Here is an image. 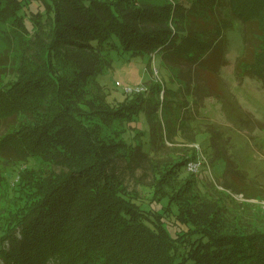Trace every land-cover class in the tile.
Instances as JSON below:
<instances>
[{
  "label": "trees",
  "instance_id": "1",
  "mask_svg": "<svg viewBox=\"0 0 264 264\" xmlns=\"http://www.w3.org/2000/svg\"><path fill=\"white\" fill-rule=\"evenodd\" d=\"M137 1L0 0V36L20 49L0 55V264H264L263 220L224 202L228 191L245 199L263 192L248 191L228 165L222 194L208 197L194 173L182 177L195 153L153 156L168 139L166 116L178 104L169 98L178 93L195 105L216 97L238 130L264 128L219 75L225 31L238 22L245 46L236 69L264 86V0ZM142 54L175 69L182 86H165L162 98L150 86L109 100L98 77L115 57ZM140 115L146 126L136 131ZM209 126L220 157L221 133ZM117 160L150 163L147 202L123 186ZM31 161L44 167L18 170L9 184L13 167Z\"/></svg>",
  "mask_w": 264,
  "mask_h": 264
},
{
  "label": "rangeland",
  "instance_id": "2",
  "mask_svg": "<svg viewBox=\"0 0 264 264\" xmlns=\"http://www.w3.org/2000/svg\"><path fill=\"white\" fill-rule=\"evenodd\" d=\"M147 4H158L160 0H138L137 2ZM172 3V0H169ZM161 4V3H160ZM0 36V55L8 48H17V39L9 36L10 39ZM226 55L225 64L220 68L219 75L224 81L227 91L234 97L238 107L251 115L252 119L264 124V86L261 80L242 76L236 69V61L244 53V42L242 40L241 26L238 22H232V26L225 31ZM261 44L260 33L257 35V45ZM248 61L252 55L246 56ZM63 62L58 61V68L63 70ZM176 70L160 62L159 57L142 54L139 56L115 57L113 66L106 69L101 74L96 83L100 85L108 94V99L116 98L122 100L131 92H144L146 88L154 86L162 98V89H176L181 85L176 77ZM180 83V84H178ZM182 86V85H181ZM165 87V88H166ZM138 89V90H135ZM147 96H149L147 94ZM177 100L178 104L170 103L171 107L167 114L168 123L166 124V144L158 151H154L153 156L156 160L166 162L177 160L181 156L185 158L195 153V160L200 159L202 164L199 171L194 174L197 182L196 188L208 197H217L222 193L216 190L218 185L222 186L226 167L232 166L235 170L243 173L249 186L248 191L263 192L258 198L245 199L242 194H235L228 191L231 199L225 198L224 202L228 207L241 204L244 213L259 215L264 223V128L255 129L254 126L248 129H236L229 120L221 107V101L216 97H206L197 105L193 104L192 98L178 95L169 98ZM187 101V105L180 103ZM165 117V118H166ZM146 118L140 115L138 118L137 130L143 129ZM261 123V124H262ZM262 124V125H263ZM209 125L218 129L222 136L223 146L217 145V152L220 155L215 157L213 152V141L210 140V133L206 131ZM170 126L172 133L168 132ZM142 127V128H141ZM113 127L104 131L109 133ZM146 133V132H145ZM133 133L129 130L126 135L127 140ZM139 137V136H137ZM148 139V133L142 136ZM212 142V143H211ZM214 146V145H213ZM213 155V159L211 156ZM190 161V160H189ZM188 162V161H187ZM116 173L120 177L123 186L129 193H137L140 200L147 202L153 193L152 184L155 181L154 172L149 162L128 164L123 160L115 163ZM41 169L44 165L39 161L27 162L13 167V171L8 173V183L11 184L17 179V171L24 168ZM185 169V170H184ZM183 169V176L187 177L186 163ZM187 173H186V172ZM192 174V173H190ZM236 177V175H235ZM218 189V188H217ZM237 195H242L241 199ZM243 203V204H242ZM249 203V204H247ZM233 209V208H232ZM252 216V215H251Z\"/></svg>",
  "mask_w": 264,
  "mask_h": 264
},
{
  "label": "built area",
  "instance_id": "3",
  "mask_svg": "<svg viewBox=\"0 0 264 264\" xmlns=\"http://www.w3.org/2000/svg\"><path fill=\"white\" fill-rule=\"evenodd\" d=\"M138 90V89H135ZM202 164V161L200 159L197 160H190L186 163V171L189 173L196 174L199 171L200 165ZM218 189H222L221 185L217 186ZM241 199H243L242 195H237Z\"/></svg>",
  "mask_w": 264,
  "mask_h": 264
}]
</instances>
